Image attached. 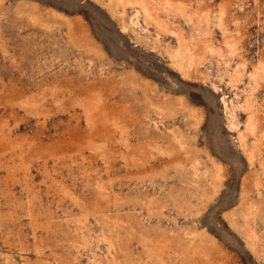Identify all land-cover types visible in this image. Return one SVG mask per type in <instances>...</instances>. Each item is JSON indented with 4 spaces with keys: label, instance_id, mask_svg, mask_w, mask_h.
<instances>
[{
    "label": "rangeland",
    "instance_id": "1",
    "mask_svg": "<svg viewBox=\"0 0 264 264\" xmlns=\"http://www.w3.org/2000/svg\"><path fill=\"white\" fill-rule=\"evenodd\" d=\"M1 138L0 264H264V0H0Z\"/></svg>",
    "mask_w": 264,
    "mask_h": 264
},
{
    "label": "bare ground",
    "instance_id": "2",
    "mask_svg": "<svg viewBox=\"0 0 264 264\" xmlns=\"http://www.w3.org/2000/svg\"><path fill=\"white\" fill-rule=\"evenodd\" d=\"M2 137H3V136H2ZM0 140H3V139L1 138ZM1 144H5V143L2 142ZM0 147L2 148V145H1ZM4 147H5V146H4ZM1 148H0V149H1ZM8 149H9V148H8ZM6 150H7V149H6ZM12 151H14V150H12ZM6 153H7V152H5V154H6ZM22 153H23V152H22ZM3 154H4V153H3ZM5 154H4V155H5ZM10 155H11V154H10ZM0 156H1V155H0ZM1 157H2V156H1ZM12 161H13V160H12ZM13 165H14V164H13ZM9 168H10V167H9ZM9 168H8V169H9ZM11 168H12V167H11ZM11 168H10V169H11ZM14 168H15V167H13L12 169H14ZM15 170H16V169H15ZM10 172H11V170L9 171V173H10ZM13 174H14V173H12V176H13ZM7 175H8V174H7ZM9 175H10V174H9ZM9 175H8V176H9ZM14 178H15V177H14ZM7 179H8V178H7ZM12 179H13V178H12ZM15 179H16V178H15ZM10 180H11V179H10ZM13 181H14V180H12V182H13ZM7 196H8V195H7Z\"/></svg>",
    "mask_w": 264,
    "mask_h": 264
}]
</instances>
